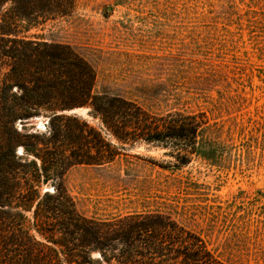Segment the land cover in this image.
I'll list each match as a JSON object with an SVG mask.
<instances>
[{
	"label": "rangeland",
	"instance_id": "obj_1",
	"mask_svg": "<svg viewBox=\"0 0 264 264\" xmlns=\"http://www.w3.org/2000/svg\"><path fill=\"white\" fill-rule=\"evenodd\" d=\"M32 33L82 56L94 93L156 115L204 113L220 142L218 159L193 156L184 167L172 144L142 141L113 164L71 168L66 187L81 213L170 214L222 264H264V0H78L74 14ZM65 115L103 130L87 108ZM17 127L48 136L51 118Z\"/></svg>",
	"mask_w": 264,
	"mask_h": 264
},
{
	"label": "trees",
	"instance_id": "obj_2",
	"mask_svg": "<svg viewBox=\"0 0 264 264\" xmlns=\"http://www.w3.org/2000/svg\"><path fill=\"white\" fill-rule=\"evenodd\" d=\"M77 3L0 0V264H222L170 214L98 220L78 210L65 182L73 167L113 164L142 141L172 144L174 166L184 167L193 156L218 159L220 142L207 135L214 126L204 113L156 115L133 100L94 93L96 75L82 56L32 33L71 16ZM80 108L103 130L65 115ZM45 115L48 136L19 131V121ZM46 185L56 191L44 192Z\"/></svg>",
	"mask_w": 264,
	"mask_h": 264
}]
</instances>
